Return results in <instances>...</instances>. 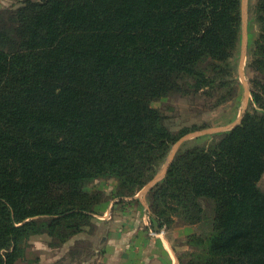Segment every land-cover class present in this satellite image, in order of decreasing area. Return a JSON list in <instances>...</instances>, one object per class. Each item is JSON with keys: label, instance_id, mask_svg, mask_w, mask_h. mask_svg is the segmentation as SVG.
<instances>
[{"label": "trees", "instance_id": "trees-1", "mask_svg": "<svg viewBox=\"0 0 264 264\" xmlns=\"http://www.w3.org/2000/svg\"><path fill=\"white\" fill-rule=\"evenodd\" d=\"M15 1L0 9V264L24 260L33 236L49 247L90 236L103 196L87 184L114 178L109 198L123 202L180 137L207 126L173 132L153 101L215 107L238 95L241 0ZM251 22L240 122L180 147L147 192L157 229L198 224L200 199L214 201L210 232L188 236L201 248L179 264H264V0Z\"/></svg>", "mask_w": 264, "mask_h": 264}, {"label": "rangeland", "instance_id": "rangeland-1", "mask_svg": "<svg viewBox=\"0 0 264 264\" xmlns=\"http://www.w3.org/2000/svg\"><path fill=\"white\" fill-rule=\"evenodd\" d=\"M255 1L244 0L243 4V16L246 26L243 28L240 25L239 43L235 54V74L238 80V95L234 100L212 107L211 102L213 99L207 101L208 99L206 98L191 99L185 96L169 95L151 103L165 113V122L173 132H176L182 126H191L192 124L202 125L204 123L207 125L204 128L184 134L182 136L184 139L177 145L176 151L180 147L190 146L195 143H208L211 139V133H213L211 129H215L214 132L224 131L237 122L243 109L244 112L247 110L251 101L250 77L252 76V72L246 68V62L249 48L257 35V28L251 22V10ZM18 5L20 3L15 0H0V9H14ZM175 146L176 143L172 145L170 150L172 151ZM258 186L264 192V173L258 181ZM86 187L89 191H100L103 196L102 200L94 206L95 214L92 220V227H87L90 236L78 234L62 242L57 247L48 246V241L51 239L46 234L34 236L30 239V245L27 248L25 259L18 260L15 264H43V261L46 264H71L82 261L87 262V264H96L101 262L105 256L103 246L106 232H102L101 234L97 233L99 224L98 215L106 213L103 212L106 210V206L111 199L114 201L111 206L112 213H117L118 209L123 205L129 207L132 205L137 207L139 205L133 196L125 198V201L120 203L117 202L116 198H109L116 191L117 181L114 178L96 179L87 184ZM136 194L142 195L140 190ZM200 201L204 209V218L200 223L184 224L176 220L170 227L163 228V231H167L166 235L171 240L170 245L175 251L178 261L179 256L182 257L183 261H186L187 252L198 251L201 248L197 245L189 244L188 236L193 233L206 236L211 230L210 225L214 214V201L209 198H201ZM139 209L141 216L147 220L146 225L148 228L150 227V230L152 229L156 233L160 232L161 229H157L156 224L151 221L150 215L148 216L149 211L141 207Z\"/></svg>", "mask_w": 264, "mask_h": 264}, {"label": "crops", "instance_id": "crops-1", "mask_svg": "<svg viewBox=\"0 0 264 264\" xmlns=\"http://www.w3.org/2000/svg\"><path fill=\"white\" fill-rule=\"evenodd\" d=\"M148 190L133 197L141 208L149 211ZM113 203L111 199L103 212L106 213L98 215L100 230L97 233L106 232V238L103 246L105 256L96 264H179L167 231L151 234L150 227L146 225L147 220L139 213V206L123 205L117 213H112ZM43 264L46 263L43 261Z\"/></svg>", "mask_w": 264, "mask_h": 264}, {"label": "water", "instance_id": "water-1", "mask_svg": "<svg viewBox=\"0 0 264 264\" xmlns=\"http://www.w3.org/2000/svg\"><path fill=\"white\" fill-rule=\"evenodd\" d=\"M243 4H244V0H241V8H240V10H241V26L243 27V28H245V26H246V22H245V20H244V16H243V8H244V6H243ZM246 44V43H245ZM244 52V51H243ZM243 113H244V109L241 111V114H240V116H239V118H238V120H237V122H235L233 125H231L229 128H226L225 130H227V129H230V128H232V127H234L236 124H238L239 122H240V120H241V118H242V115H243ZM215 131V129H211V132H214ZM187 137H189V136H187ZM184 139V137H180L177 141H176V146H175V148H173V150L171 151V152H169V154H168V156H167V159H166V162H165V164L163 165V167L154 175V177L140 190V192L141 193H144V192H146L149 188H151L158 180H160L162 177H163V175L165 174V172H166V170H167V167H168V165L170 164V162H171V160H172V158H173V156H174V153H175V151H176V147H177V145L182 141Z\"/></svg>", "mask_w": 264, "mask_h": 264}, {"label": "built area", "instance_id": "built-area-1", "mask_svg": "<svg viewBox=\"0 0 264 264\" xmlns=\"http://www.w3.org/2000/svg\"><path fill=\"white\" fill-rule=\"evenodd\" d=\"M161 231H163V228L161 229ZM151 234H156V232H154L152 229L150 230Z\"/></svg>", "mask_w": 264, "mask_h": 264}]
</instances>
